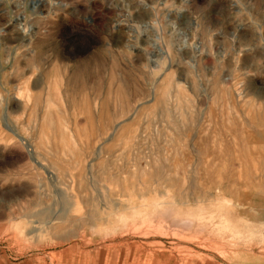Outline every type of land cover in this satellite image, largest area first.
<instances>
[{"label": "rangeland", "instance_id": "rangeland-1", "mask_svg": "<svg viewBox=\"0 0 264 264\" xmlns=\"http://www.w3.org/2000/svg\"><path fill=\"white\" fill-rule=\"evenodd\" d=\"M0 264H264V0H0Z\"/></svg>", "mask_w": 264, "mask_h": 264}, {"label": "bare ground", "instance_id": "bare-ground-1", "mask_svg": "<svg viewBox=\"0 0 264 264\" xmlns=\"http://www.w3.org/2000/svg\"><path fill=\"white\" fill-rule=\"evenodd\" d=\"M44 114V113H43ZM88 118V117H87Z\"/></svg>", "mask_w": 264, "mask_h": 264}]
</instances>
